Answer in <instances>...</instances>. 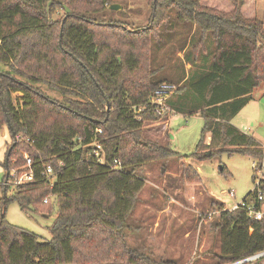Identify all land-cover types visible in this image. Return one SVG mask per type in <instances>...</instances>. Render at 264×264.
<instances>
[{
    "label": "trees",
    "instance_id": "obj_1",
    "mask_svg": "<svg viewBox=\"0 0 264 264\" xmlns=\"http://www.w3.org/2000/svg\"><path fill=\"white\" fill-rule=\"evenodd\" d=\"M114 1L66 0L58 21L52 13L60 0H0V127L7 126L11 139L7 166L17 174L28 168L22 155L26 150L33 173L32 181L19 184L7 183L8 174L1 185L6 195L0 197V264L73 263L75 242L91 241L95 227L107 230L110 249L121 244L115 255L126 261L104 264H176L150 260L126 246L125 233L119 231L127 228L145 185L137 170L152 162L164 165L173 156L204 160L221 153L247 155L261 166L264 146L231 122L264 81V21L256 15L255 0H151L147 23L139 28L89 15L110 11L125 17L122 8L109 10ZM174 33L176 44L185 48L182 63L195 71L183 83L153 77L160 68L152 66L153 48ZM145 50L149 62L143 65ZM164 82L174 87L161 110L150 99ZM43 85L57 91L58 98ZM13 92L20 94L16 101ZM175 112L204 119L201 138L189 155L170 146L167 131L163 140L144 135L145 121ZM94 140L103 145L109 162L119 160V167L95 161L90 152ZM48 164L55 170L50 178L42 173ZM180 167L186 181L193 178L190 165ZM49 195L55 203L49 239L6 219L9 201L28 215H45L38 207ZM242 199L262 206L264 178ZM214 228L216 264L264 251V216H248L241 206L222 207ZM263 260L264 255L240 264Z\"/></svg>",
    "mask_w": 264,
    "mask_h": 264
},
{
    "label": "rangeland",
    "instance_id": "obj_2",
    "mask_svg": "<svg viewBox=\"0 0 264 264\" xmlns=\"http://www.w3.org/2000/svg\"><path fill=\"white\" fill-rule=\"evenodd\" d=\"M218 1L221 2V0L213 2L218 4ZM63 2L67 5L66 0H60L52 13L58 21L62 19L65 11L62 8ZM114 2L122 5L125 17L116 13L111 14L112 12L108 10L109 13L103 11L89 15L99 19H121L128 27L139 28L146 25L151 10V0H115ZM255 10L257 17L264 21V0H255ZM166 35L169 38V34ZM176 38L174 33L166 42L161 41L163 44H159L158 48L154 46L155 42L152 43V48L154 46L152 53L155 56L152 66H160L153 76H156L155 79L183 83L194 74L195 71L189 63H182L185 48L180 49L179 44H176ZM145 52L141 59L143 65L149 62V58L145 59L149 53L147 50L143 51ZM263 54L264 52L260 55ZM41 88L49 96L58 98L57 91L44 85ZM17 95H20L19 92L12 93L14 101L17 100ZM252 95L259 99L257 101L260 103L259 107L254 109L252 104H249L236 117L240 119L247 113L252 115L249 120L245 117L241 118V122L247 127L246 133L254 135L264 146V81L259 83ZM255 102L254 99L253 103ZM165 117L161 116L156 121H145L144 135L163 140V134L167 131L168 141L174 150L181 154H191L201 138L203 117L198 113L183 115L176 112L166 114ZM208 136L209 132H205L203 141L207 142ZM10 142L7 126L3 124L0 127V197L3 195L1 185L5 175L3 163ZM22 155L25 159L28 152L23 150ZM256 163V160L247 155L221 153L204 160L173 156L164 165L161 162H152L141 166L137 173L146 179L145 185L135 198L133 209L126 221L127 228L119 229L125 233L126 246L136 247L150 260L156 262L173 260L176 264H216L218 260L215 255L218 252L219 241L214 222L219 208H230L233 204L240 203L241 199L254 188L257 180L264 178V156L260 168L254 166ZM181 164L192 167L194 170L192 179L186 181L184 176H181ZM11 173L12 170L9 171L10 175ZM253 175H255L254 181ZM11 180L9 179L7 183ZM230 189L234 191L233 196L228 195ZM9 192L8 190L7 193ZM47 201L46 204L41 203V207H38V211L45 215H28L15 201H9L6 205V219L34 231L41 239L47 240L50 238L48 227L55 216L53 197L49 195ZM261 207L264 209V203ZM46 212L49 215H46ZM91 233L89 236L91 241L75 242V259L70 264H104L111 260H116L117 263L126 262L124 258L115 255L121 244L118 245L119 248H109V241L104 239L107 230L95 227ZM253 264H264V260Z\"/></svg>",
    "mask_w": 264,
    "mask_h": 264
},
{
    "label": "built area",
    "instance_id": "obj_3",
    "mask_svg": "<svg viewBox=\"0 0 264 264\" xmlns=\"http://www.w3.org/2000/svg\"><path fill=\"white\" fill-rule=\"evenodd\" d=\"M173 85L171 83H161L154 91H153V95L151 96V101L157 104V108L163 110L165 105H164V98L172 91L173 89ZM158 113H161L160 110L158 111ZM100 130V129H98ZM92 145V149L90 150L93 158L95 159L96 162L103 164L108 162L109 164L111 163L113 166H117L119 167V160H117L116 158H113L111 162H109L106 159V154H105V150L103 148V145L98 142L97 140L92 141L91 143ZM30 158L26 155L25 156V165L26 168L25 170H23L20 173H16L15 170H12L11 173V181L9 183L11 184H19V183H24V182H29L33 180V173L32 170L30 169ZM58 165L61 164V162L59 161L57 163ZM55 170L53 169V167L51 165H46L44 167V170L42 171V173L44 174V176L46 178H50L51 176H53ZM259 182V180H257L256 184ZM228 195L229 196H233L234 195V191L233 190H229L228 191ZM257 201L260 202L263 199V195L260 192V190L257 191ZM44 201H47V197L44 198ZM238 206L244 207L247 211L248 216H251L255 219H260L264 216V209L261 206H257L254 202H247L243 199H241V202L238 204H233L229 209H234L237 208ZM264 255V251L261 252H257L253 255H251V259H254L256 257L262 256ZM250 259V260H251Z\"/></svg>",
    "mask_w": 264,
    "mask_h": 264
},
{
    "label": "crops",
    "instance_id": "obj_4",
    "mask_svg": "<svg viewBox=\"0 0 264 264\" xmlns=\"http://www.w3.org/2000/svg\"><path fill=\"white\" fill-rule=\"evenodd\" d=\"M254 99L256 100V102L257 101H259V99H256V98H254L253 97V95H252V98L240 109V111L231 119V122L235 125V126H237L239 129H241L242 131H244V132H246V130H247V127H245L243 124H242V120H241V118H243V117H245V118H247L248 120L249 119H251L252 118V115H250L249 113H247L246 115H243V117H241L240 119H237V117L236 116H238V114H240V112L242 111V110H245V108H247V106H249V104H252V108H254V109H257L258 107H259V105H260V103H253V101H254ZM166 128V127H165ZM254 136V135H253ZM208 140H209V136H208ZM3 183H4V181H3Z\"/></svg>",
    "mask_w": 264,
    "mask_h": 264
},
{
    "label": "water",
    "instance_id": "obj_5",
    "mask_svg": "<svg viewBox=\"0 0 264 264\" xmlns=\"http://www.w3.org/2000/svg\"><path fill=\"white\" fill-rule=\"evenodd\" d=\"M108 8L111 9V10H120L122 8V5L120 3H118V2H112V3H110L108 5ZM106 107L108 108V102H106ZM8 156H9L8 153H6V155H5V181H4V183H6L7 178H8V174H9V169H8V166H7ZM5 195H6V189L4 188L2 196L5 197ZM250 257H246V258L240 259L238 261H235V262H232V263H229V264H240L242 262L250 260L251 259Z\"/></svg>",
    "mask_w": 264,
    "mask_h": 264
}]
</instances>
